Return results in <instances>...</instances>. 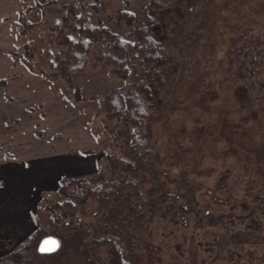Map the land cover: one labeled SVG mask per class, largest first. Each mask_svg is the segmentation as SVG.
Returning <instances> with one entry per match:
<instances>
[{"label":"rangeland","instance_id":"obj_1","mask_svg":"<svg viewBox=\"0 0 264 264\" xmlns=\"http://www.w3.org/2000/svg\"><path fill=\"white\" fill-rule=\"evenodd\" d=\"M61 1L0 0V11L20 3L17 13L24 20L37 22L20 35L16 30L15 12H7L0 18V76L11 71L13 74L6 75L8 79L21 76L17 73L27 74L26 79L15 78L8 89L0 91V212L8 211L7 208L11 211L8 217L0 213V252L4 244L17 240L23 232L18 228V220L11 221L19 219L13 213L17 207L27 210L29 217L23 218V225L35 224V229L45 227L42 233L52 234L59 241L56 250L38 253V257L29 261L32 264H101L88 242L102 236H115L123 247L122 257L132 264H145L140 257L142 249L153 251L152 259L160 260V247L154 243L157 236L152 238L150 234L156 235V229L163 224L154 205L163 192L172 193L179 201L191 205L197 211L191 214H199L205 224L216 218L221 209L229 211L233 205L235 217L253 211L264 215V89L254 92L261 100L255 103L245 84L228 80L222 73L223 54L232 46L230 32L244 17L264 21V0H154L159 9L148 10L153 20L151 33L161 42L168 58L157 79L149 81L150 104L144 127L152 153L147 159L133 158L134 167L141 169L137 186H117L104 194L106 198H91L83 212L76 202L78 227L55 230L51 223L53 212L43 205L64 199L56 193V175L60 178L62 172L91 174L101 158L119 154L117 147L109 145L108 134L100 132L94 136L89 132L87 121L91 115L94 126L102 125L100 114L94 115V97L122 82L88 61L84 69L71 74L72 83L79 87L83 99L69 103L66 96L71 90L60 78L46 79L34 72L43 66L48 76H52L55 58L64 57L66 49L58 44L50 28L62 12L61 3L69 0ZM150 1L105 0V9L98 11L95 18L123 36L126 25L117 28L107 20V15L122 7L135 15ZM10 50L14 53L9 55ZM15 89L18 91L14 95ZM101 128L104 130L103 125ZM33 131H38L39 136L41 131L44 133L37 138ZM91 135L94 141L89 138ZM72 136L78 140L76 151L88 155L82 168L91 167V171L72 174L78 168L63 167L66 162L63 152L72 147L69 141ZM54 148L57 150L48 152ZM56 154L62 155L57 164L52 163ZM112 166L115 172H122L108 175L109 180L128 176L127 163L117 162ZM39 173L45 178L48 176L47 181L32 185L30 181ZM130 177L136 178L137 173ZM136 193L140 200L135 199ZM130 205L134 213L131 211L132 216L127 217ZM235 227L221 234L215 245L226 248L232 241L248 238L260 242L264 238H255L240 225ZM126 229L135 233L132 234L135 239L127 236ZM206 229L209 232V227ZM42 236L32 239L35 249ZM187 253L193 262L194 253ZM168 257L177 258L172 253ZM216 257H220V252Z\"/></svg>","mask_w":264,"mask_h":264},{"label":"trees","instance_id":"obj_2","mask_svg":"<svg viewBox=\"0 0 264 264\" xmlns=\"http://www.w3.org/2000/svg\"><path fill=\"white\" fill-rule=\"evenodd\" d=\"M104 1H63L62 12L50 28L54 30L58 44L66 49L64 57L55 58V63H52L54 67L52 76H48L47 71L42 69L43 66L34 71L46 79L60 78L71 90L66 96L69 103L83 99L79 87L72 83L71 74L75 70L84 69L88 61L93 67H101L111 77H118L122 81L119 85L105 90L101 96L94 97L96 98L94 115L100 114L104 130L101 128L102 125L99 127L93 125L91 115L87 121L91 134L94 136L100 132L108 134L109 145L117 147L119 154L101 158L97 161L96 171L91 174L60 177L56 193L64 199L43 205L45 209L53 212L51 223L55 230L69 231L78 227L79 221L74 210L76 202L79 210L83 212L91 198H106L107 195L104 194L117 186L121 188L137 186L141 169L134 167L133 158L147 159L152 153L150 144L149 146L147 144L144 127L150 104L149 81L157 79L162 65L168 58L161 42L151 33L153 20L148 10L153 7L157 11L159 5L152 0L146 7H141L135 15L126 7L118 9L114 14H108L107 20L113 22L117 28L126 25L122 36L103 24L100 18H95L98 11L105 9ZM22 16L19 12L16 19V29L20 35L37 23L24 20ZM230 33L233 37L232 46L223 54L222 73L228 80L245 84L255 103H260V98L254 96V92L259 88L264 89V21L255 17H244ZM8 53L10 55L14 50ZM28 69L32 71L29 67ZM7 80L6 75L0 76V90L7 85ZM36 135L39 136L38 131ZM117 162L128 164L129 174L125 175L128 178L115 176L117 179L109 180L108 175L122 172L114 171L115 167L112 165ZM132 170L134 172H131ZM134 173H137V177H130L134 176ZM134 197L140 200L138 193ZM132 201L133 205H136L135 200ZM155 204L156 215L163 224L156 229V235H151L150 232V236H153L152 238L157 236L154 243L160 247H158L160 260L152 259L155 254L153 251L142 249L140 257L145 264H264V238L260 242L248 238L241 242L232 241L226 248L215 245L221 234L235 230L236 225H240L244 231L252 232L255 238L264 237L261 233L264 230V215H260L258 211L235 217L233 211L236 206L233 205L232 211L221 209L216 218L205 224L201 222L199 214H191L197 212L191 205L179 201L172 193L159 194ZM129 210L130 214L128 211L125 215L127 217L134 213L131 205ZM138 220L141 222L142 219ZM207 225L209 232L206 229ZM122 227L121 230H124ZM43 230L45 227L35 229L34 234L18 247L0 254V264H32L29 261L39 256L37 247L36 249L33 247L32 239L44 235ZM125 232L127 236L135 234L128 229ZM88 246L101 264H132L122 257L123 247L115 236L92 238ZM188 251L195 255L193 262L188 258ZM219 252L220 257L217 258ZM170 253L177 258L170 259L168 257Z\"/></svg>","mask_w":264,"mask_h":264},{"label":"crops","instance_id":"obj_3","mask_svg":"<svg viewBox=\"0 0 264 264\" xmlns=\"http://www.w3.org/2000/svg\"><path fill=\"white\" fill-rule=\"evenodd\" d=\"M20 5V6H19ZM20 7H21V4L20 3H17V4H15L13 7L11 6V5H9L8 6V8H3V11H0V18L2 17V16H4L7 12H9L10 13V11H13V12H15V15L16 16H18V13H17V11L20 9ZM17 18V17H16ZM15 19V18H14ZM17 30V29H16ZM1 36V35H0ZM3 37V36H2ZM26 70V69H25ZM26 72L28 73L29 71H27L26 70ZM9 73H11V74H13V71H11V72H8V73H6V75H9ZM18 75H21V76H19V77H11V78H9L8 79V82H7V85L4 87V89H2V90H6V89H8V87H9V83L13 80V79H15L16 78V80L19 78V80H22V78H24V79H26V77H27V74L25 73L23 76H22V74H20V73H17ZM20 82V81H19ZM19 85V84H18ZM2 90H0V91H2ZM18 90H19V88H18ZM17 89H15L14 91H13V93H14V95L17 93V91H18ZM15 97V96H14ZM19 98V97H18ZM43 105V104H42ZM43 107H44V105H43ZM48 107V106H47ZM40 114V113H39ZM39 119V118H38ZM38 119H36V120H38ZM89 130V129H88ZM43 131V130H42ZM41 131V135L40 136H37L36 135V132L35 131H33L34 132V135L37 137V138H40L41 136H42V134L44 133V132H42ZM90 132V131H89ZM91 133V132H90ZM21 136V135H20ZM20 136H17V137H20ZM53 136V135H52ZM76 136H72V138H70L71 140H69L71 143H73V145H72V147H67V149L63 152V154H64V159L66 160V162L63 164V167L64 168H67V169H76V168H78V170L76 171V172H72V174H76V173H79V174H81V173H86L87 171H91V170H89V169H91V167H89V169L88 170H86V169H84V168H82V166L81 165H84L85 163H86V161H85V159H86V157L88 156L87 154H83V153H81V151H79V150H77L76 151V149H75V147H76V144H77V142H78V140L76 141ZM90 139H92V141H94L93 140V136L91 135V137H89ZM68 139H69V137H68ZM74 149H75V151H74ZM57 150V148H54V149H49L48 150V152H54V151H56ZM63 151V150H62ZM35 152H38V151H35ZM70 152H71V154H70ZM76 152V153H75ZM4 154H6V153H8V152H6V151H4L3 152ZM10 154V153H9ZM56 156V160H53L54 158L53 157H51L50 159L51 160H53L52 161V163L55 161L56 162V164L59 162V160L60 159H62V155H58V154H56L55 155ZM4 159H8V158H5L4 157ZM85 161V162H84ZM53 167H56V166H53ZM39 171H42V170H39ZM72 171H75V170H72ZM63 173V175H66L64 172H62ZM61 174V173H60ZM67 176H71V175H67ZM61 177V176H60ZM48 178V176H46V178L42 175V173L40 174H37V177L33 180H31L30 182L32 183V185H37V184H39V183H41V182H45V181H47L46 179ZM51 178V177H50ZM52 179V178H51ZM59 176L57 177V175H56V179H55V181L57 180V182H59ZM26 185H28V183L26 184ZM32 185H30V187H31V189H34L35 190V188L34 187H32ZM33 192V191H32ZM35 194V193H34ZM34 194H32L31 196H32V199H34ZM25 199H27V198H25ZM26 201V200H25ZM18 204H20V205H24V204H22V202H19ZM25 204H27V203H25ZM27 206V205H26ZM8 209V211L7 210H5L6 212H0V213H4V215H5V217H8L9 215H11V211L9 210V208H7ZM31 210H29V212H30ZM13 213H16L17 215H19V219H14V220H11L12 222L14 221V223H15V221L16 220H18L19 221V226H18V228H21L22 229V231L23 232H21V233H19V236H18V239L17 240H13V239H11L10 241H9V243H7V244H4V246H3V248H1L3 251L2 252H0V254H2V253H5V252H7V251H9V250H11L15 245H17V243L19 244V243H22V241L24 240V239H26L27 237H28V235H29V233L33 230V229H35V224H32V226L30 227L29 226V223H28V226H26V225H23V223H22V220H23V218H25V217H29L26 213H27V210L26 211H22V210H18V207H17V210H14L13 211ZM9 214V215H8ZM30 215H31V213H30ZM1 217V216H0ZM2 219H5L6 220V222L5 223H9L8 221L9 220H7L6 218H2ZM21 224L23 225V227L21 226ZM25 227V228H24ZM26 228H30V230H28V229H26Z\"/></svg>","mask_w":264,"mask_h":264},{"label":"water","instance_id":"obj_4","mask_svg":"<svg viewBox=\"0 0 264 264\" xmlns=\"http://www.w3.org/2000/svg\"><path fill=\"white\" fill-rule=\"evenodd\" d=\"M50 241H54L55 242V247H54V250H56L57 248H58V246H59V241H58V239H57V237L56 236H54V235H52V234H47V235H45V236H43L40 240H39V242H38V244H37V251L39 252V253H49V252H52V251H54V250H50V251H41V248L42 247H46V248H52L53 247V245L52 244H46V242H50Z\"/></svg>","mask_w":264,"mask_h":264},{"label":"snow or ice","instance_id":"obj_5","mask_svg":"<svg viewBox=\"0 0 264 264\" xmlns=\"http://www.w3.org/2000/svg\"><path fill=\"white\" fill-rule=\"evenodd\" d=\"M49 243L52 244L53 247H52V248L42 247V248H41V251H50V250H54V247L56 246V245H55V242H54V241L46 242V244H49Z\"/></svg>","mask_w":264,"mask_h":264}]
</instances>
